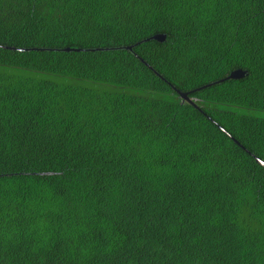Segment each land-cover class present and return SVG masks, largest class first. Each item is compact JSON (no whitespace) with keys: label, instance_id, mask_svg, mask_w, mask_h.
<instances>
[{"label":"trees","instance_id":"obj_1","mask_svg":"<svg viewBox=\"0 0 264 264\" xmlns=\"http://www.w3.org/2000/svg\"><path fill=\"white\" fill-rule=\"evenodd\" d=\"M260 111L264 0H0V264H264Z\"/></svg>","mask_w":264,"mask_h":264},{"label":"water","instance_id":"obj_2","mask_svg":"<svg viewBox=\"0 0 264 264\" xmlns=\"http://www.w3.org/2000/svg\"><path fill=\"white\" fill-rule=\"evenodd\" d=\"M148 40H154V41H156V42H158V43H164V42L166 41V35L163 34V33H156V34L152 35L151 37L145 39V41H148ZM125 48L128 49V50H131V49H132L131 46H127V47H125ZM65 50H66V51H68V50H76V51H78V50H80V49L66 48ZM246 75H247V71H246V70H243V69H235V70H232V71L229 73V75H228L227 77H225V78H223V79H220V80H218V81H215V82H211V83L204 84V85H202V86H200V87L194 89L193 91H197V90H200V89H204V88H206V87H209V86H211V85H213V84H216V83H218V82H221V81H224V80H227V79H232V80L242 79V78L245 77ZM173 90L178 94V96L180 97V99H181L182 101H186V102L192 104L194 107H197V106L194 104V102H193V101L190 99V97H189V94H190V92H192V91H180V90H178V89H176V88H174V87H173ZM232 139H233V138H232ZM233 140L238 144V142H237L235 139H233ZM254 159H255V161H256L260 166L264 167V161H262V160L259 159L258 157H254Z\"/></svg>","mask_w":264,"mask_h":264},{"label":"rangeland","instance_id":"obj_3","mask_svg":"<svg viewBox=\"0 0 264 264\" xmlns=\"http://www.w3.org/2000/svg\"><path fill=\"white\" fill-rule=\"evenodd\" d=\"M258 116H263L264 115V112H258V114H257Z\"/></svg>","mask_w":264,"mask_h":264}]
</instances>
